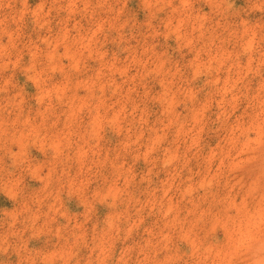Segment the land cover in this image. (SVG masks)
<instances>
[{
	"label": "rangeland",
	"instance_id": "374dc122",
	"mask_svg": "<svg viewBox=\"0 0 264 264\" xmlns=\"http://www.w3.org/2000/svg\"><path fill=\"white\" fill-rule=\"evenodd\" d=\"M0 264H264V0H0Z\"/></svg>",
	"mask_w": 264,
	"mask_h": 264
}]
</instances>
